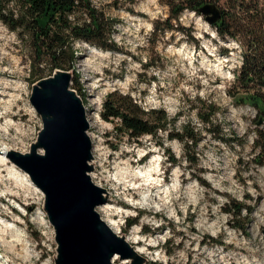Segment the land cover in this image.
Instances as JSON below:
<instances>
[{"label":"rangeland","instance_id":"374dc122","mask_svg":"<svg viewBox=\"0 0 264 264\" xmlns=\"http://www.w3.org/2000/svg\"><path fill=\"white\" fill-rule=\"evenodd\" d=\"M91 2L117 20L110 35L118 48L76 41L71 87L85 96L92 142L88 174L103 189L111 213L95 209L105 222H116L106 223L136 250L133 258L113 256L112 263L264 264V163L253 160L256 112L233 104L226 93L240 63L237 43L218 38L205 17L190 10L165 29L169 13L158 0ZM30 55L26 40L0 21V154L5 146L30 151L42 127L29 99ZM113 90L177 118L155 137L129 140L100 116L102 100ZM202 101L216 108L211 129L197 115ZM186 122L200 135L189 151L193 164L183 159L181 142L167 137ZM7 159L0 164V217L17 231L0 223V264H55L57 243L44 194L10 177L9 166L23 170ZM230 201L252 210L234 216Z\"/></svg>","mask_w":264,"mask_h":264},{"label":"trees","instance_id":"16d2710c","mask_svg":"<svg viewBox=\"0 0 264 264\" xmlns=\"http://www.w3.org/2000/svg\"><path fill=\"white\" fill-rule=\"evenodd\" d=\"M168 9L169 15L162 22L165 29L171 21L185 10L201 14L200 8L214 3L220 10V18L213 24L218 38L233 40L240 50V63L233 70V82L226 93L235 105H249L256 114L254 162L264 163V0H158ZM205 17V15H203ZM0 21L18 37L23 38L31 49L30 71L32 82L52 74L56 68L72 70L75 76V61L78 40L107 50L117 49L111 39L116 19L105 17L91 0H0ZM159 23V21H158ZM157 30V27H156ZM224 53L228 49L222 47ZM77 76V75H76ZM85 100L80 89L75 88ZM216 108L202 101L197 115L205 128L212 127L210 115ZM100 116L114 123L115 131L137 143L144 135L157 136L167 130L170 118L163 108H142L127 93L113 90L102 100ZM173 120V121H172ZM260 121V123H258ZM215 132V131H214ZM199 132L189 122L176 131H167V137L177 139L183 146V159L190 164L196 157L190 148L199 140ZM219 140H226L218 136ZM237 141H240L237 139ZM231 142V141H229ZM241 143V141L239 142ZM227 210L239 216L246 208L242 202H229ZM135 220V219H134ZM131 224V223H130Z\"/></svg>","mask_w":264,"mask_h":264},{"label":"water","instance_id":"95a60500","mask_svg":"<svg viewBox=\"0 0 264 264\" xmlns=\"http://www.w3.org/2000/svg\"><path fill=\"white\" fill-rule=\"evenodd\" d=\"M200 12L209 24L220 18L214 3L204 5ZM73 75L72 70L56 68L32 83L29 99L41 116L42 127L30 151L8 149L6 157L44 194L43 208L57 243L55 264H113V256L133 258L136 250L95 209L106 197L88 174L89 122L83 99L71 87Z\"/></svg>","mask_w":264,"mask_h":264},{"label":"bare ground","instance_id":"6f19581e","mask_svg":"<svg viewBox=\"0 0 264 264\" xmlns=\"http://www.w3.org/2000/svg\"><path fill=\"white\" fill-rule=\"evenodd\" d=\"M93 51V50H92ZM7 148H9V147H7V146H5L4 148H3V150H2V153L0 154V164H4V166L7 164V161H8V159H7V157H6V153H7V151L8 150H6ZM2 166V165H1ZM6 167H4V169H5ZM8 173H9V176L10 177H12V178H14V179H16L17 181H20V182H23L24 184L26 183L27 185H29L28 187H30V186H32V187H34L36 190H39V188H37L35 185H34V183L31 181V179L28 177V175H27V173H25V172H23V171H20V170H18L17 168H15L14 167V165H11V166H9L8 168ZM146 172H147V170H145V174H146ZM134 175H137V173H135ZM147 175V174H146ZM150 177V176H149ZM148 177V178H149ZM32 189V188H31ZM35 190V191H36ZM110 210H111V205H110V202L108 201V202H104L103 204H101L100 205V212H104V213H106L107 215H109L111 212H110ZM110 212V213H109ZM105 220H106V222L111 226V227H113V225L116 223V222H114V221H110V220H108L107 218H104ZM112 219V218H111ZM0 223L2 224V225H4L5 227H8V228H10V229H15V231H17L16 230V228H15V225H14V223H12V222H10V221H5V220H3L1 217H0ZM1 225V226H2ZM110 227V228H111ZM13 231V230H12ZM12 233V232H11ZM14 234V233H13ZM14 236V235H13ZM20 237V236H19ZM14 239V238H13ZM8 241V240H7ZM6 241V242H7ZM9 242V241H8ZM11 242V241H10ZM138 243H139V241H138ZM137 250L138 251H142V249L141 248H137ZM118 259V256L117 255H115L114 256V258H113V260L114 261H116ZM1 263V262H0Z\"/></svg>","mask_w":264,"mask_h":264}]
</instances>
